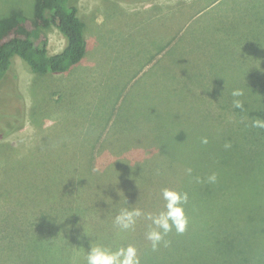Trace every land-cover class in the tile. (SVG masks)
<instances>
[{
	"label": "rangeland",
	"instance_id": "1",
	"mask_svg": "<svg viewBox=\"0 0 264 264\" xmlns=\"http://www.w3.org/2000/svg\"><path fill=\"white\" fill-rule=\"evenodd\" d=\"M73 4L87 24L84 62L41 75L16 55L0 82V264H87L93 247L128 246L140 264H188L148 233L163 231L153 220L167 211L165 190L186 196V231L190 216H206L213 185L228 188L237 212L216 235L215 222L216 245L194 264H264V148L237 166L235 141L254 146L252 132L225 122L232 102L264 101V0ZM33 6L0 0V17L13 8L32 16ZM46 36L51 54L65 46L57 26ZM249 164L259 172L253 185ZM65 208L81 212L79 227L61 226ZM122 210L141 212L128 229L116 223Z\"/></svg>",
	"mask_w": 264,
	"mask_h": 264
},
{
	"label": "trees",
	"instance_id": "2",
	"mask_svg": "<svg viewBox=\"0 0 264 264\" xmlns=\"http://www.w3.org/2000/svg\"><path fill=\"white\" fill-rule=\"evenodd\" d=\"M123 1L134 2L145 0ZM53 25L65 33L66 42L61 51L51 54L49 52V40L46 36V30ZM86 29V21L80 15L79 7L73 4V0H34L32 16H27L22 9L13 8L7 15L0 17V82L10 71L13 57L16 55L22 58L33 73L41 75L66 73L81 65L86 59L85 56H87L89 49ZM260 49H263V45H260ZM253 74H255V71L250 73V77ZM205 82L209 83L208 89L211 88L212 91L215 89L225 90L222 82L214 83L210 80ZM242 90L244 89L242 88ZM249 91L251 90L249 89ZM245 92H248L247 87H245ZM252 92L255 93L253 90ZM235 99L240 98L235 96ZM262 100L263 95L259 101L257 100L258 104H254L253 101L250 104L243 102L240 107H236V104L232 102L231 105L234 104L233 107H235L233 111L230 108L233 115L225 114L226 124L227 120H229L232 123L231 125L242 128L250 127L252 132L251 140L254 146L242 148L241 146L245 140L243 142L235 141L233 153H238L237 166L246 152L252 158L256 151L264 148V127H258L255 124L257 120L264 122V101ZM246 112L249 113L247 121L242 123L240 115L245 116ZM231 116H233L232 119ZM239 133L241 134L242 130ZM3 134L0 133V136ZM182 135L185 137L184 133ZM243 135L247 139L245 131H243ZM94 168L97 171L99 166H94ZM242 170L248 171L252 179L249 183L253 185L259 172L255 169V173H252L254 167L250 164L248 167H242ZM85 174L86 168L83 164L78 168V181L75 179L77 192L84 189L86 185ZM95 179L96 177L93 178V181ZM207 180L213 182L214 176ZM227 192L228 188L225 187L217 188L214 185L209 187L206 197L201 201V204L208 205V208L203 209L199 206V210L203 209L207 218L202 214H198V217L201 219L200 223L196 216H190L192 221L187 225L186 231L177 234L178 231L172 229L168 232V236H163L165 241L160 245L162 252L171 250L174 254L176 250L177 253L185 256L188 264H194L199 260L203 246L210 247L216 245L213 242L216 232L222 230L230 216H234L235 212H237L233 205L234 200L227 195ZM79 213L81 212L65 208L64 212L57 217L61 226L72 225L77 228L79 227L77 222ZM215 222L218 225L214 232L215 235H212L210 232H213ZM179 239L182 240L177 243ZM154 261L159 262L161 260L155 258ZM223 262L224 258L219 257V264ZM150 264H152L151 261ZM211 264H215V262Z\"/></svg>",
	"mask_w": 264,
	"mask_h": 264
},
{
	"label": "clouds",
	"instance_id": "3",
	"mask_svg": "<svg viewBox=\"0 0 264 264\" xmlns=\"http://www.w3.org/2000/svg\"><path fill=\"white\" fill-rule=\"evenodd\" d=\"M233 96H241L242 90H235ZM236 107L241 106L239 100L235 101ZM256 126L264 127V122L257 120ZM164 197L167 200V211L155 217L153 222L163 231H151L148 233V239L152 241L155 248L163 239L164 234L169 232L175 226L178 232H183L186 227V218L184 209L180 206L181 201L186 199L180 193L172 190H165ZM140 210L128 211L122 210L116 217V223L123 229L130 228L135 223V218L140 216ZM151 218V217H150ZM87 264H140L137 256V250L133 246L120 248L117 251H110L101 247H93L87 256Z\"/></svg>",
	"mask_w": 264,
	"mask_h": 264
}]
</instances>
